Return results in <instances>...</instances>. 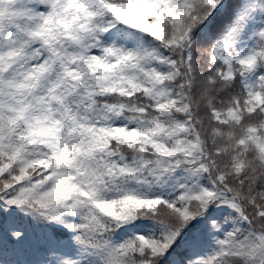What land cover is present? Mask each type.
<instances>
[{
    "label": "snow or ice",
    "instance_id": "obj_1",
    "mask_svg": "<svg viewBox=\"0 0 264 264\" xmlns=\"http://www.w3.org/2000/svg\"><path fill=\"white\" fill-rule=\"evenodd\" d=\"M0 264H264V0H0Z\"/></svg>",
    "mask_w": 264,
    "mask_h": 264
}]
</instances>
